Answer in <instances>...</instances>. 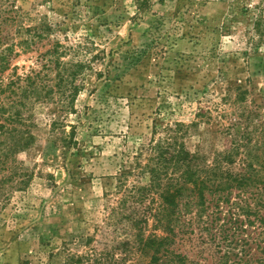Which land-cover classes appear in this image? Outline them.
Segmentation results:
<instances>
[{"label": "rangeland", "instance_id": "1", "mask_svg": "<svg viewBox=\"0 0 264 264\" xmlns=\"http://www.w3.org/2000/svg\"><path fill=\"white\" fill-rule=\"evenodd\" d=\"M259 1L16 0L34 25L44 19L60 30L51 41L76 49L66 61L87 63L88 78L75 111L64 116L67 131L76 127L69 151L52 147L53 115L47 111L55 107L38 109L36 144L18 156L31 180L23 190L12 189L0 209V264L121 259L124 245L115 242L121 236L107 220L120 197L116 175L143 145L175 123L198 122L188 146L212 160L227 138L226 127L238 121L235 129L242 133L264 122V56L243 55L251 18L240 14ZM224 22L236 31L224 33ZM36 56L16 59L19 73L35 65ZM235 194L231 203L220 204L217 227H196L191 234L196 248L183 251L199 264H264V224L255 217L259 203ZM232 202L249 205L251 213H237V224L225 227L228 239L218 243L219 225L237 207ZM258 217L264 218V207ZM154 232L163 235L150 223L147 234ZM146 261L134 253L127 264Z\"/></svg>", "mask_w": 264, "mask_h": 264}, {"label": "trees", "instance_id": "2", "mask_svg": "<svg viewBox=\"0 0 264 264\" xmlns=\"http://www.w3.org/2000/svg\"><path fill=\"white\" fill-rule=\"evenodd\" d=\"M241 13L251 18V26L244 32L247 49L243 55L264 56V0L242 7ZM235 16L232 20H237ZM32 22L16 0H0V209L12 189L23 190L31 180L18 156L36 144L40 106L55 107L47 111L53 115L49 130L54 136L53 149L69 151L73 147L76 127L70 125L67 131L64 116L75 111L88 78L87 63L66 61L76 49L51 41L60 30L44 19L35 25ZM221 30L229 35L236 26L224 22ZM46 45L49 47L40 51ZM28 53H36V63L19 73L14 61ZM244 100V93H239L238 102ZM199 115L203 118L204 113ZM238 124L235 121L225 128L227 138L212 160L188 146L187 139L198 122L164 128L162 138L151 140L133 155L130 165L116 175L115 194L120 197L107 221L121 236L115 242L124 248L123 257L112 256L111 264H127L134 253L146 256L141 264H199L183 250L189 245L196 248L191 239L196 227L211 232L218 226L220 204L231 203L234 192L238 199L254 197L259 203L255 217L264 224V218L258 217L264 207V122L255 131L242 133L235 129ZM234 204L237 207L231 217L219 225L223 237L218 243L228 239L229 228L225 227L237 224V213H251L249 205ZM150 223L163 235L147 234ZM200 239L206 242L203 235ZM67 264L89 263L77 257Z\"/></svg>", "mask_w": 264, "mask_h": 264}]
</instances>
